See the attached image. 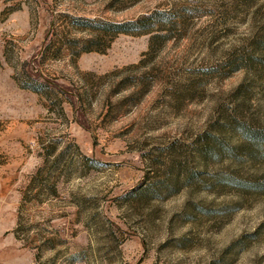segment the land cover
I'll use <instances>...</instances> for the list:
<instances>
[{"label": "rangeland", "instance_id": "1", "mask_svg": "<svg viewBox=\"0 0 264 264\" xmlns=\"http://www.w3.org/2000/svg\"><path fill=\"white\" fill-rule=\"evenodd\" d=\"M0 264H264V0H0Z\"/></svg>", "mask_w": 264, "mask_h": 264}, {"label": "trees", "instance_id": "2", "mask_svg": "<svg viewBox=\"0 0 264 264\" xmlns=\"http://www.w3.org/2000/svg\"><path fill=\"white\" fill-rule=\"evenodd\" d=\"M126 28H128V26H126V25H122V26H120L119 25V27H118V30H119V32H123V33H127V32H130V30H128V29H126ZM38 77V80H39V78H40V76H37ZM47 84H49L50 86H52V87H54V88H56V89H58L59 91H63L62 89H60L59 87H58V85H56V84H53L52 82H46ZM48 85V86H49ZM63 93H65V95L67 96V97H69V98H71L70 100H71V102H73L72 101V97H70V93H68V91H63Z\"/></svg>", "mask_w": 264, "mask_h": 264}]
</instances>
